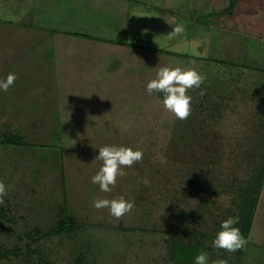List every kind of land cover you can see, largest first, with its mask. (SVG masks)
Wrapping results in <instances>:
<instances>
[{
    "label": "rangeland",
    "instance_id": "374dc122",
    "mask_svg": "<svg viewBox=\"0 0 264 264\" xmlns=\"http://www.w3.org/2000/svg\"><path fill=\"white\" fill-rule=\"evenodd\" d=\"M27 7L28 37L12 42L18 56L5 58L10 70L0 72L17 76L0 91V181L8 193L0 264H173L168 252L183 212L196 214L215 260L232 264L235 254L212 241L234 210L231 182L264 157V0H27ZM180 24L183 34L167 36ZM164 66L206 77L187 93L186 120L146 91ZM105 145L144 153L109 193L91 183ZM204 173L210 190L192 185ZM119 196L135 202L119 220L93 207ZM241 264H264V184Z\"/></svg>",
    "mask_w": 264,
    "mask_h": 264
},
{
    "label": "clouds",
    "instance_id": "9594fccd",
    "mask_svg": "<svg viewBox=\"0 0 264 264\" xmlns=\"http://www.w3.org/2000/svg\"><path fill=\"white\" fill-rule=\"evenodd\" d=\"M185 31L184 25H177L167 36L181 35ZM194 54L195 50H194ZM17 79L16 74L9 73L6 79H0V91L7 92ZM206 77L193 68L182 69L180 67H160L156 71L154 79L147 83L146 91L149 94L158 93V101L163 108L171 113L178 120H186L192 112V97L187 93L191 89H199ZM201 90L200 95H204ZM75 144V141H73ZM99 154L95 162H100L96 174L91 177V183L98 185L104 193H109L115 187L117 179L127 175L125 168H131L143 159L142 150H133L131 147L105 145L98 148ZM79 162V161H78ZM80 163V162H79ZM140 182L149 185L150 181L143 178ZM7 187L0 181V205L4 204V197L7 196ZM218 199V197L216 198ZM93 207L97 210L108 209L109 214L119 220L125 214L135 208L133 200H126L123 196L113 199H95ZM239 217H229L220 224V231L215 235L212 246L229 253H234L246 247L247 240L244 238L238 227ZM194 264H209L207 253L200 252L194 258ZM211 264H227L225 259H216Z\"/></svg>",
    "mask_w": 264,
    "mask_h": 264
},
{
    "label": "trees",
    "instance_id": "16d2710c",
    "mask_svg": "<svg viewBox=\"0 0 264 264\" xmlns=\"http://www.w3.org/2000/svg\"><path fill=\"white\" fill-rule=\"evenodd\" d=\"M219 62L224 65H232V63L228 61L220 60ZM262 140L264 141V134L263 136L261 135V141ZM263 184L264 157L262 158V163L255 166L246 177L235 179L234 182L230 184L234 197V210L228 212L227 218L239 217V224L235 225V227L240 229L244 238L247 240V244ZM192 185H195L196 188L199 187L201 189L205 188L206 190H210L213 183L204 173V176L196 174L192 179ZM196 218L197 216L195 213L193 215L182 213L179 225L173 232L171 247L168 252V258L173 264H194V258L200 252L208 254L209 264H211V261L215 260V256H218L211 247L205 245L200 237L202 233L198 232V229L193 224V220ZM67 224H69V222ZM218 231H220V228ZM245 248L234 252L235 259L232 264H241ZM222 259L227 260V257L222 256Z\"/></svg>",
    "mask_w": 264,
    "mask_h": 264
},
{
    "label": "crops",
    "instance_id": "0c3cea01",
    "mask_svg": "<svg viewBox=\"0 0 264 264\" xmlns=\"http://www.w3.org/2000/svg\"><path fill=\"white\" fill-rule=\"evenodd\" d=\"M0 72L10 70V62L5 58L18 56L19 48L13 49L12 42L21 41L28 37L29 8L27 0H0ZM19 43L17 45H19ZM16 45V46H17ZM23 55V48H20ZM7 111V110H6Z\"/></svg>",
    "mask_w": 264,
    "mask_h": 264
}]
</instances>
